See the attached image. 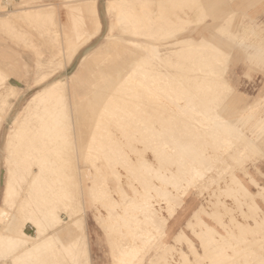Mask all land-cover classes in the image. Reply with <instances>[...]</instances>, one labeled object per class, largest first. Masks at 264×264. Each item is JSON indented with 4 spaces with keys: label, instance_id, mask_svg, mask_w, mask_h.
Wrapping results in <instances>:
<instances>
[{
    "label": "rangeland",
    "instance_id": "374dc122",
    "mask_svg": "<svg viewBox=\"0 0 264 264\" xmlns=\"http://www.w3.org/2000/svg\"><path fill=\"white\" fill-rule=\"evenodd\" d=\"M16 1L23 2L27 7L28 6L32 7V6H36V5H39V6L42 5L43 6L44 4L45 5L49 4V5H52V8H54V6H55L56 8H54V9L51 8V10H55L56 9V10H58L57 12H59V14L57 15V12H54L53 16H52V13H51L50 9H47V10H43L42 9L43 12L44 11H48V13H49V11H50V13H49L50 15L49 16H51V17H48V20L51 18L52 21H53L52 22L51 20H49L48 21L49 23L47 22V24H44V25H47V27H50V29H48V31L49 30L50 31L49 32L47 31L48 32L47 36L50 37L49 40H48V38L45 36L46 33L45 34L43 33L41 35L39 34V32L42 33L43 31H46V29H44L43 23H46L47 17H45V16H47L48 14L42 16V13L40 12L39 14H41V15H37L38 17L36 16L39 19V20H36V21L40 22V25H39L40 28H38V31H39V29L41 31L38 32L35 29V28L38 27L37 24L39 23V22L37 23L35 21L34 18H36V17H32L33 21H30V20H32V19H30L31 17L27 16L29 18V22H33L34 25H37L36 27H34V25L32 23H30V25L31 24L33 25L32 27H30L28 25L29 22L26 21V20H28V18L26 20H23L24 17L26 18V15H28V12L26 14L25 13L22 14V17L24 15L23 18L21 16H20V18H14L13 16L11 17L10 16V14H11L10 10L13 9L12 4H9L8 7L4 8V7H2V5L5 4V0H0V69L3 70L5 73L11 74V76L14 77L16 80H21L22 82L25 83V89L23 90V94H20L21 98L19 100H17V101L13 100V102H15V104L13 106V109L11 111H9L10 112L9 115H8L9 117L6 116L7 115L6 114V110L5 111H0V125H3L2 126V130H1L2 131L1 132V138H0V203H1V199H2V193H3V186L1 184L2 183L1 178H3V173H4L3 172V161H2V155H3L2 149H3V143H4L5 136H6V132H7L8 128H9V126L11 124V121H12L13 117L15 116V114L21 109V107H23V105L27 102L29 97L37 89H39L41 87V85H37L36 84L37 81L39 80L40 76L43 75L44 73H47V74L56 73V76L54 78H62V79L66 78V79H68L71 75L77 73L79 75V79L76 81V83H77V85L80 84V86H81V83H78V81L79 82H80V80L83 81L84 76L86 74L90 73V71L93 68V65L95 63L94 54H91V56L87 59V61H85L86 63L84 62L83 64H82V58L85 56L86 53H88V52H92L93 53L98 48L100 43L104 40V38L106 36V33L109 30V27H110L111 24H115L114 31L116 33H119V31H120L119 26L117 27L116 21L114 20V15L113 14H109V12L107 11V3H108L109 0H97L98 8H99L101 19H102V23H103L102 28L100 29L97 37L93 38L86 45H84L81 48V50L79 51V53L76 56L75 60L70 65H68L65 69L62 70L61 65H63V62H61V61L63 59H65V55L64 54H66V52H68V49L70 48V46L69 45L67 46V44L70 43V45H71L73 39H75L77 37V35L80 33L79 29H78V33L76 31L77 30L76 28L78 27V25L80 26V25H83V24L86 23V25H83V27L82 26L79 27V28H82L80 30H82L83 32L82 31L81 32L83 34H85V37H83L82 39H86L87 37L91 36L96 31V27L92 24V22L90 21V23H91L90 24L88 22L89 20H85L86 16L88 14L90 15V12L87 11L88 12V14H87V12L85 11V10H87L85 4L81 3L80 1H79L80 2L79 4H75L78 0H76V2L74 0H72V1L71 0L70 1L69 0H12L13 3H16ZM63 1L65 2V3H63L65 5H62ZM66 1H68L67 3H69L68 6L70 5L72 7V5H73V9L71 7L67 8ZM207 1L208 0H202V1L201 0H195V1L194 0H186L184 2V0H182V1H179V2H176V3H173L172 6L169 7V12L164 17V19H162L160 21V23L158 24L157 28L159 29L160 32H164V31H167V30L175 32V31L179 30L180 32H177L178 37H185V38L187 37L189 39H191L190 37H193V39H192L193 41H198L200 39H204L205 38V39H207V43H209V45H213L217 49L216 48H212V46L211 47L209 46V48H208V46L193 48L192 50L194 51L195 54H193V55L191 54L192 57H193V60H192V57H190L191 55H189V54H190V51L192 53H193V51L189 49V52H188L189 46H182V45L172 46L171 45L172 46L171 47L170 45L167 46L166 44L165 45L163 44V45L159 46V49L161 50L160 55H162V56L163 55H167V51H168V49L170 47L172 48V49L170 48V52L173 50L174 53L171 52V56L169 55V57L166 59L167 62L165 64H163V62H165L166 60H163L162 64L160 62H158V60H155L157 66L160 65V66H158L159 68L157 67L158 69H160L159 70V74H158V71H157L158 69L156 68V65H155V68L157 70H155L156 71L155 72L156 75H155V78H154L155 86H154V84H153V86H154L156 91L154 90L155 91V93H154V91L148 92V91L144 90L143 92H141L142 93L141 95H137L136 94L137 96L134 98L135 99L134 101L136 102L137 105H136V108L134 109V111H135L134 114H132V116L134 118L132 116H129L130 118L127 117L128 118L127 120H129V121L127 122V120L125 119L123 121L124 124L122 125V127H120V126L117 127V126L113 125V127L111 129H109L110 131H108V130H105V131L99 130V132L100 131L101 132L100 133L98 132V134H97V130L98 129L92 130V127L89 124L86 125V124L83 123L85 121V119L81 117L80 109L78 110V109H75V108L74 109L71 108L74 111L76 110L75 112L74 111L72 112V110L69 107L71 103H69L70 101H68L69 100L68 98H67L68 100L66 99V101H64L62 103L63 104L62 105L63 109H61V110L62 111L66 110V112H68V118L66 119V121H63L62 124H58V125H55L53 127H50V129H49V127H47L45 125L42 126L41 123H39V122L35 123V124H32V125H28V128H26V126H25L24 132L22 133V135H24L22 144H16V146H14V149H13L14 154H16V156L15 155L12 156L13 159L10 162V167L12 168L11 170L15 171L18 174L19 177L22 176L23 180L26 182L27 179L28 180L30 179L29 175H28L29 174V169H30V166L32 164L31 162H34L35 159H38L40 161H42V160L44 161L47 158L46 164H48V162H49V164L51 166H53L54 163L52 161L55 160V157L56 158L60 157V162H61L60 163V167L62 168L61 172L57 173L56 175L54 174V172H51V175L54 176V178H52V179H57V183L58 184L53 182V181H51V184L52 185L56 184V187H52V188L51 187L50 188L47 187L45 189V192L43 191V193L45 195V198H46V203H47L46 206H45V209H49V208L54 209L53 210V216H59L60 219H61L60 220L61 222L58 225V227L60 226L61 229L59 227V230L57 231L58 233H56V235L54 237L55 240L53 241L57 245L56 254L54 252L53 257H52L49 251H47V253H46L48 256H50L51 258L55 259L57 264L66 263V261H64V260L61 261L60 260V258L63 257L64 255H68L69 260H70L69 264H71V263L72 264H76V263L78 264V262H79V264H89L88 249H87L88 248V240H87V234H86V230L87 229L85 230V228L87 227V223L88 222H93V221L96 222L98 224V226H100L102 228V232L104 233V237L106 238L105 243H106V247H107V252H108V254L110 253V256H112L113 264H150V261L152 259H155V257H157L158 260H156L154 264H173L175 261H177V262L179 261V257L180 256L178 255V253L176 251H173V250H169L171 252L168 251V253H163V254H159V255L155 256L157 249L160 248V247H164L165 246V244H163V242L166 241V237L168 236L167 233H166V230H165V225H163L161 223L154 224V225H148V224L141 223V222L137 223L135 219L138 220L140 218V215H138L137 218H135V219H133V218L129 219V218H127L125 216V215H127L128 212L124 211L121 207H118V206L112 207V212H111V215L109 216V218L113 217L112 221L101 222L100 220H98L100 218L101 213L107 214L108 208L106 206H108V205L104 206L103 204H108L107 201H109L110 199L111 200L117 199L120 202L123 200V198H125L124 200L127 199L126 201H128V200L130 201L132 199V197L134 196V193H133L132 190H130L131 188H130V186L128 184L131 183V182L133 183V181H134L135 186L138 189L137 195L139 196V198L142 195H144V196L145 195L153 196L154 204H157L156 205L157 207L166 206V200L164 198V197H166V194H165V191H163L164 188L159 185V180L157 178V173H158L157 170H159V167L166 166L167 163H169L170 161L174 160V157H176V155H174L170 151L171 150L170 147H171L172 144H173L172 146H174V144L177 143V142H180V144H183V147L185 146L184 147L185 149H186V147H188V148L191 147L192 148L191 153L188 154V157L186 156L187 159L184 157L185 158L184 160L187 161V160L192 159L196 152L202 151V149H203V151H205V153L202 151L204 153L203 156L204 155L205 156L203 157L204 163L202 165H203V167L208 166V165L212 166V169H213L212 172L209 173L207 175V177L203 181L198 182L196 185L190 187L188 201L189 202L191 201L194 204L193 206H198V205H201V204H204V205L207 206V205L210 204L211 201H216L217 199H220V201L225 202L231 209L234 210L235 217L238 220L243 221V222L245 221V218L243 219V216L241 215V211L239 212V210H238V209H240L239 208L240 202H238L239 201L238 199H242V197H240L239 195L235 196L234 194H232L233 192H229L226 189H225L226 191H224V187H225L226 182L231 180V178H232V176L234 174H236L248 186L249 190L251 192H253V193L254 192L257 193L259 188H258V186L253 184V182L251 181L252 179L257 181V183H259L261 185H264V145H263L264 144L263 143L264 142L263 141V139H264V137H263L264 136V131H263L264 130V126H263L264 125V121H263L264 120V38H263L264 37V0H260V1L258 0L259 2L257 0H212V2H211V0H209L210 3H209V1L207 3ZM252 1H254V2H252ZM249 2H251V3H249ZM55 3H58V4H55ZM180 3H182L183 5L180 4ZM200 3L202 4V6L200 5ZM75 5L81 6L82 8L81 7L79 8V10L80 9L81 10L80 11L78 10V12H77L76 9H78V7H76ZM192 5H193V7H192ZM57 6L59 7V9H58ZM64 6H66V7H64ZM83 6H85V7H83ZM74 7L76 8L75 9L76 12L74 13L72 11L73 12L72 16L73 15L74 16L77 15L79 12H80L79 14H82V15H79V17H80L79 19L77 18L78 16H75V17L73 16V18L76 21L73 20L72 17L67 19V16L69 17V14H71V13L70 12L66 13V8H67V11H68V9H70V8L72 10H74ZM230 10H231V12H229V15H232L231 17H233V16L235 17L236 16L235 18L233 17V19L229 15H227L228 11H230ZM81 11H83V12H81ZM233 13H235V14L233 15ZM241 13H242V15H241ZM89 15L87 17H89ZM61 16H62V18H61ZM84 16H85V18H84ZM7 17L8 18L10 17V18L8 19ZM76 18L78 20H80V19L82 20V18H83V20H82L83 22L81 21L83 24H81V23L79 24L78 20ZM200 18L202 20H199ZM13 19L14 20L16 19V20L14 21ZM17 19H18V21H17ZM20 19H22V21H26V22H24V24H22L21 23L22 21ZM227 19L230 20L229 22L232 21V23H229L227 21ZM8 20L9 21L12 20V22H16L17 21L15 23V25L17 23L18 24L20 23V24H19V26L18 25H16V26L13 25L12 26V24H14V23L9 22ZM68 20L69 21L72 20L73 25L76 23V25H77V27L75 26L76 30L74 28H69L71 26L69 25L70 23H69ZM186 20H192L193 24L192 25H188L187 23H184ZM61 22L64 23L63 27L60 24ZM67 22H68V24H67ZM209 22H211L212 24L209 23ZM26 23H28V24H26ZM87 23H89V24L87 25ZM183 23H184V25H183ZM196 23H198V24H196ZM220 23H222V24H220ZM48 24H49V26H48ZM65 24L69 26V27L67 26L68 28L66 27L67 32H68V29H71L69 31H72V33L74 32L73 35H72L71 32L67 33V35L71 34V36L70 35H68V36L66 35V31L64 30L65 29L64 28ZM239 24H241V26H239ZM24 25L26 26L27 29H25V28L22 29V27H24ZM73 25H72V27H74ZM227 25L230 26V27H228ZM85 26L86 27L88 26V27L84 29ZM162 26H163V28H162ZM178 26H180V27H178ZM4 27H6V28H4ZM18 27L20 29H18ZM33 27H34V29H33ZM42 27H43L44 30L42 29ZM164 27H166V28H164ZM176 27H178L180 29H177ZM221 27L222 28L224 27V28L222 29ZM181 28L183 29L184 32L182 31ZM21 29H22V32L25 31L24 34L21 32ZM59 29H61L63 31V32H61V30H60V32H61L60 34L63 35V39L59 36L60 35L59 32H57V31H59ZM86 29L87 30L88 29L89 30L92 29V30L91 31H89V30L86 31ZM193 29H194V31H193ZM219 29H221V31ZM238 29H240V31ZM12 30H13V32H12ZM215 30H217V31H215ZM227 30H229L230 32L227 31ZM219 31H220L221 35H218ZM10 32H11V34H10ZM20 32H21L22 35L20 34ZM221 32H224V34L221 33ZM35 33H37L38 36ZM63 33H65V34H63ZM75 33H77V34H75ZM82 33H80V34H82ZM233 33H235L236 35L235 34L233 35ZM55 34L57 35V37L59 36L58 40H57V37H55ZM227 34H229L228 37H227ZM26 35H27V37H26ZM64 35H66V36H64ZM28 36L29 37L31 36V37L28 38ZM69 36H70V38H69ZM200 36H203V37H200ZM223 36H225V37H223ZM39 37L41 38V41H43V42L40 41ZM42 37H46V38L43 39ZM64 37H66V38L68 37L71 40V42H68V41H70L68 38H67L68 40L65 41L66 38H64ZM232 37L233 38L235 37L234 40H233ZM23 38H25V39H23ZM32 38H34V39H38L39 38V39L38 40H34ZM60 38H61L62 43L60 41ZM224 38H226V40ZM227 38H228V40H227ZM219 39H220V42L222 41L221 45H219V42H218ZM223 39H224V41L226 43L223 41ZM28 40H29V42H27ZM44 40H46V41H44ZM208 40H209V42H208ZM214 40L215 41L218 40V41H216L217 43ZM32 41H38V43L39 42L40 43L38 44L36 42L37 45H35V42L33 43ZM47 41L50 44L49 46L47 45L48 44ZM156 41L158 43H160L158 40H156ZM227 41L228 42L232 41V42L228 43ZM56 42L59 43V44L61 43V44L59 45ZM41 43H45V44H42V45H44V46L46 45L48 48L45 46L44 50H43V47L40 45ZM55 43L57 45H55ZM33 45H35V46H33ZM54 45L56 46V48L58 46L60 47V48H57L58 50L61 51L62 49L66 48V51H64V53H63V51L62 52L57 51L56 48L53 47ZM232 45H233V47H232ZM179 46H180V48H179ZM181 46L183 47V49H182ZM53 48H55V49H53ZM45 49H47L46 53H47V51L49 52L50 49H51V51L53 49V52L55 51L53 53V55L56 53L57 56H55V55L54 56L58 57L56 59H58V60L60 59L59 60L60 62L55 63V61H58V60L54 59L55 57L53 58V56H52V58L55 61H52L53 59L50 58V56L52 55V52L51 51L49 52L51 55L48 54V53L44 54L45 52L43 53V51H45ZM180 49L184 50L185 52H186V49H187V53L184 54L183 51H181ZM177 51H178V53L182 52L183 55L186 56V54H187L188 56H186V57H184L183 55L180 56L182 53L178 54V53H176ZM261 51H262V53L260 54ZM57 53H59L61 55H59ZM172 53L176 54L174 56V58H176L175 61L176 60L177 61L180 60L179 64L177 62H174V64L177 63L175 65L176 67L174 66L173 62H171V64H173V65L168 63V62L171 61L169 59L173 58L172 57L173 56ZM207 53L209 54L208 56H207ZM211 53H212V55H211ZM177 54L180 57V59H178L179 57L177 56ZM197 54L200 55V56L198 57ZM202 54H204L205 58L202 57L203 56ZM194 56L196 58H194ZM262 57H263V59H262ZM174 58H173V61H174ZM183 58L186 59L187 64H189V66H187V64H185L186 61H184L185 59H183ZM207 58H209L210 60H208ZM181 61H183L182 62L183 64L181 63ZM196 61H198V63ZM167 63L172 66L173 70L174 69L175 70L174 71L171 70V68H170L171 66H169ZM3 64H4V66H3ZM193 64H195L197 67L196 66L192 67ZM203 64L205 66H203ZM161 65H164V66L166 65L167 67L166 68L163 67V69H162ZM177 65H179V67ZM180 65L182 67H180ZM208 65H210V66H208ZM219 65H220V67H217ZM10 66H12V67H10ZM50 66H52V67H50ZM183 66L186 67V70L184 69L185 71H188L187 69L191 67L189 69V71L191 70L190 74L193 73L192 76H195L194 74H196V73L198 74L196 77L198 78L199 85L201 84V81H206V83L202 82L201 90H200L201 86H199L198 84L195 83V81H197L196 79H194L195 77H193V79L195 81L193 79H191L192 76L189 74V72H183V71L181 72L180 71L181 73L178 74L179 68H181V70H183ZM112 67H114V65ZM173 67H175V68H173ZM177 67H178V69H177ZM161 69H162V72L165 71L166 73L165 72L162 73ZM166 69L169 70V71L171 70L173 72L177 71L175 75L178 76V78L175 77V75H173V72L171 73V71L169 72ZM160 72L163 74V76H162V74H160ZM200 72L202 73V75L204 74L202 77L200 76L201 75ZM182 73H183V75H186V74L189 75V77H187V76H184V77H186V79H188L189 81L190 80L194 81L193 82L194 86L197 85V87H198V88L196 87V89H194L195 87L193 85H192L193 86L192 87L191 84H190V83H192V81L189 83V81L187 80L188 84H190L191 87L187 85L188 86L187 87L188 91L186 89H184L185 91L183 92V95H182V91L183 90L180 93V91L177 89V88H179L177 86L179 84H177V83L180 81L179 79H181V78H179V76L181 75L183 77ZM164 74H166V75L169 74V76L171 75L173 77V80L175 79L174 81L172 80V82H174V84L176 82V85H173L172 82H171L172 84L170 83V85H169V81H171V79H170L171 76L168 78V76H166ZM157 75H159V76L157 77ZM161 76H162V78L160 79ZM198 76L201 77V80H199L200 77H198ZM164 77H165V81L163 80ZM167 78L170 79V80H168ZM207 78H209V79H207ZM215 79H217V80H215ZM162 81H164L165 83L162 82ZM147 82H148L147 85L149 84V86H151V88H152L153 86H152L151 83H149V80ZM162 84L166 85L167 87L166 86L163 87ZM226 84H229V85H226ZM2 86H3V84L0 87H2ZM175 86H177L176 87L177 91L173 90V88L175 89ZM203 86H204V89L206 91L203 89ZM207 86H209L210 88L207 87ZM215 86H217L220 89H218ZM171 87H173L172 88L173 92L170 91ZM225 87H227V88L225 89ZM166 88H167V90H169L168 92L165 91ZM191 88H192L193 92L191 91ZM215 88H217V89L215 90ZM159 89H161V90H159ZM198 89L200 90V93L202 94V96L198 92L199 91ZM202 90L204 92H201ZM219 90H221V91H219ZM159 91H165V93L164 92L160 93ZM194 91H196V93H194ZM208 91H209V94L211 92L210 95L207 94ZM176 92H179L180 94L176 93ZM185 92L186 93L188 92L187 93V98L185 97L186 96ZM189 92L192 93L193 95L190 94ZM219 92L220 93L222 92L223 94L221 93V95H220ZM145 94H148V95H145ZM172 94H174V95H172ZM177 94H178V96H177ZM188 94L191 95L192 98L189 97ZM195 94H198V95L196 96ZM203 94L205 95V97L203 96ZM168 95H170L171 101H170V98H168L169 97ZM206 96H209V98L211 96L210 100L212 99L211 101L213 102V104H214L213 99L215 100V102H217L219 100L218 102H221V103H218V102L216 103V105H218L219 108L215 104L213 105L210 100H207V102L205 103L206 100H204V99H206ZM221 96H222L221 100H223V101L220 100ZM175 98H177L179 100L178 101L176 99L177 103H179V102L184 103V101L186 102V100L188 102V99L192 100L194 98L193 102L189 100V103L192 102L193 105H196L197 103L199 104L198 100H200V102H201L200 104H201V106H203L204 111L201 110L202 107L200 106V104H199V106L197 105L198 109H196V107L193 106L190 103L191 106L194 107V110H191V113L189 111V117L187 116V119H183L182 120V118L180 116L175 115L176 112L174 110L176 109V104H177L175 102V100H174ZM196 98H197V101H196L197 103L195 102ZM258 98H261L258 104L254 105V106H248L249 103L253 102L255 99H258ZM181 99H183V100H181ZM141 101H142V103L139 105V103ZM194 102H195V104H194ZM68 103H69V105H68ZM207 103H211V104H207ZM212 105L215 106V107L213 108ZM206 106H207V108H206ZM211 106H212V108H211ZM149 107H151V108H149ZM222 107H223V109L221 111ZM208 108L211 111L208 110ZM69 109L71 110L72 113L70 112ZM166 109H169V111L166 110ZM172 109H174V110L172 111ZM167 111H168V113H167ZM198 111H201V112H198ZM202 111L203 112H205V111L209 112L210 111V112L209 113L206 112V114H204ZM136 112L137 113L139 112V115ZM196 112L198 114H196ZM213 112L215 114H213ZM72 114H73V116H71ZM207 114H209V116H206ZM210 114H211V116H210ZM219 114H220V116L218 118ZM135 115H136V117H135ZM204 115L206 116L205 118H204ZM215 115H217V117ZM167 116H170V117L168 118ZM212 116H215V118L213 119ZM202 117L206 121H204ZM174 118H175V120H174ZM198 118L202 119V121L205 123V125H201L203 127H201V126H197L196 127L194 125V121L198 120ZM217 118H218V120H217ZM190 119H191V123H192L193 126L190 123ZM223 119L225 120V122H223L224 121ZM180 120H182V121H180ZM214 120H217L215 122H219L220 121L222 126H220V128L216 127V125L213 124V123H215ZM147 121H149V122H147ZM227 121L229 123L230 122L231 123L230 124H224L226 126L223 127V123H228ZM87 122H89V121L87 120ZM70 124L71 125L73 124L74 126L72 125V127H71ZM157 124L158 125L160 124L159 125L160 127ZM231 124H233V125H231ZM11 125H13V124H11ZM144 125H146V126L144 127ZM212 125L215 126V127H213ZM87 126H89V127H87ZM124 126H126V127H124ZM151 126H152V129L150 128ZM167 126H169V127H167ZM232 126L234 128L237 127L236 130L233 129ZM200 127H201V129H200ZM208 127H210L209 129L211 131L208 129ZM221 127H223L222 131H221ZM226 127H229L228 128L229 130H227ZM73 128H74V130H73ZM75 128H77V129H75ZM32 129H34V130H32ZM146 129H148V130H146ZM167 129H169V130H167ZM205 129L207 131H205ZM215 129H217V130H215ZM225 129L228 131V133L225 132ZM230 129H232V130L230 131ZM72 130H73V132H72ZM130 130L131 131L133 130V132L135 134H133V132H131ZM160 130H161V132H160ZM173 130H175V131H173ZM188 130H189V132H188ZM212 130H213L214 133L212 132ZM112 131H114V132H112ZM137 131L139 133L140 132H142V133L139 134ZM217 131H219V132H217ZM67 132H69V133H67ZM95 132H96V136L94 137L92 134L93 133L95 134ZM164 132L167 133L168 136ZM195 132H197V133L195 134ZM203 132H206L207 134L203 133ZM151 133H152V135H154V137L151 135ZM189 133H190V135H189ZM212 133L215 134V136ZM147 134H149V135H147ZM201 134H204V136L200 137ZM109 135H111V137ZM133 135L136 138L132 140L131 137H133ZM136 135H138V136H136ZM245 135H246V137H245ZM47 136H50V137L52 136L53 139L47 141V140H45V138ZM99 136L100 137L102 136V137L100 138ZM115 136L116 137L118 136L123 142H125V143L121 144L123 147L120 144H116L118 140H117V138L115 139ZM128 136H129V138H128ZM172 136H174V137H172ZM189 136H191V137H189ZM146 137H148V138H146ZM192 137H194V138L192 139ZM198 137H199V139H198ZM238 137H240V138H238ZM241 137L245 138V140H243ZM111 138H112V140H111ZM166 138H168V139H166ZM171 138H172L171 141H174V140L175 141L171 142L169 140ZM195 138H196V140H195ZM208 138H209V140H208ZM72 139H73V141H72ZM145 139H147V140H145ZM162 139L163 140L165 139V140L163 141ZM44 140L49 143L48 144L46 142V144L48 146L44 143L45 142ZM143 140H144V142H143ZM240 140H241V142H240ZM259 140H261L262 144L259 143L260 142ZM27 141L30 143L29 145H28ZM162 141H163V143H162ZM219 141H223V142H219ZM224 141H225V143H224ZM131 142H132V144H131L132 146L130 145ZM133 142H134V144H133ZM166 142L168 143L167 145L165 144ZM188 142H190V143H188ZM230 142H232L233 144L230 143ZM237 142L240 143V144H236ZM251 142H252V144L254 143L253 145H255V146H253L251 144ZM35 143H36V145H35ZM153 143L155 145H153ZM208 143L211 146H213V148L210 145H208ZM125 144L127 146H125ZM221 144H223V146ZM227 144H228V147L227 146L225 147V145H227ZM40 145H42V146H40ZM133 145H135V146L137 145L136 148ZM205 145L206 146L208 145V146L206 147ZM162 146H165V148L162 147ZM256 146H258V148ZM45 147H47V148H45ZM120 147L124 148L125 151H127L129 153V155H130V157L132 159H135L136 158V154L139 155V153H140L141 157L143 156L147 160L151 161L153 163V166L155 167L154 170H153V173H151V175H150L149 173L143 172V170L140 169V170H138V172H136L137 175H136V173L132 174L133 172L131 170H128V166H127V163H128L127 161L130 160V157L125 155V154L121 155L122 157H119L118 150L120 149ZM204 147H205V149H204ZM253 147H254V149H253ZM259 147H260V149H259ZM261 147H263V149ZM162 148H164L163 151H161ZM188 148H187V150L190 151ZM54 149H55V151H54ZM217 149H219V150H217ZM257 149H259L260 151L257 150ZM23 150H25V151H23ZM92 150L95 151V152H93ZM133 150H136L137 153L134 152ZM96 151L98 153H96ZM105 151H106V153L108 155L105 153ZM145 151H146V153H144ZM251 151H252V153H251ZM46 152H47V155H46ZM111 152H112V154H111ZM254 152H255V154H254ZM57 153H60V154L57 155ZM50 154H51V156L54 155V157L52 156L50 158ZM154 154H155V156H153ZM209 154H210V156H209ZM228 154H229V156H228ZM241 154H242V157H241ZM243 154H246L247 156L244 155L245 156L244 157ZM164 155L165 156H170V157L166 158ZM220 155H221V157H220ZM237 155H239V156L237 157ZM248 155H249V157H248ZM87 156H89V159L87 158ZM105 156H107L108 159H104ZM240 158L242 159V161H240ZM86 159H88V160H86ZM160 159H161V161H160ZM235 159H237V160H235ZM19 160H20V162H19ZM65 160H66V162H65ZM223 160H225V161H223ZM12 161H13V163H12ZM76 161H77V163L79 162L78 164L76 163L78 166H76V164H75ZM85 161H87V163L90 165V169L92 171L91 177H93L95 179L96 187H94V189H91V187H90V185H92L93 181L90 178H88V177L85 178V175H84V168L82 167V165L84 164ZM215 161H217V162H215ZM236 161H238V162H236ZM114 162H116V163H114ZM91 165H93V166H91ZM97 165L100 167V168H98L99 171H97L98 170L97 169V167H98ZM113 165H114V167H113ZM158 165H159V167H157ZM242 166H244V167H242ZM19 167H20V169H19ZM156 167H157V170H155ZM213 167H215L217 170L215 168H213ZM77 169H78V173H77ZM79 169H81V170H79ZM101 170H103V171H101ZM241 170H243V171H241ZM214 171H216V172H214ZM69 172H71V173H69ZM75 172L77 174L81 173L80 174L81 176L77 175ZM118 172L121 173V176H120L121 185H119V182H118L119 178L117 179ZM139 172H141V173H139ZM230 172H233V174L232 173L230 174ZM102 173H104L102 176H103V178L105 176L104 179L107 180V183H106V181L104 179H102V176H101ZM219 173H220V175H219ZM244 173H245V175H244ZM115 174H116V178H115ZM122 174H124V175L122 176ZM138 175L140 176V178H139ZM144 175H145V178H144ZM57 176H58V178H57ZM60 176H61V178H60ZM127 176H129V178H127ZM136 176H137V178H136ZM22 177H21V179H22ZM71 177H72V179H71ZM76 178H78L77 180H79L80 178H83V180L80 179L79 182H80L81 186L78 187L79 190H81V191H79L77 189V187H76L79 184V182H76L77 180L74 181ZM138 178H139V180H138ZM127 179H128V182H126ZM86 180H87V182H86ZM129 180H131V181L129 182ZM147 180H148V182H147ZM213 180H214V182H213ZM223 180L225 182H222ZM75 182H76V185H75ZM150 182H151V184H152V182L154 184H158L159 187L158 188L155 187L153 189L149 188L148 186H149ZM70 184H73V186L75 185L74 186L75 188L72 187V189H73L72 190V193H73L72 196H70V194L67 195L68 189L71 188ZM210 185H212V186H210ZM118 186L123 187V190H120V189L118 190V188H119ZM126 186H128V188ZM97 187L98 188L100 187L99 188L100 190H98ZM86 188H88V190ZM144 188H146V189H144ZM207 188H208V190H207ZM74 189H75V191H74ZM104 189H106V190H104ZM218 189H219V191H218ZM220 189H222V190H220ZM46 191H48V192H46ZM54 192H55L56 195L54 194ZM105 192H107L106 195H105ZM141 192H143V194ZM200 192H202L203 194L200 193ZM211 192L214 193V194H212ZM50 193H52V194H50ZM100 194H102V195L100 196ZM107 194H109V196ZM221 194H222V196H221ZM230 194H231V196H230ZM62 195H63V197H62ZM65 195H67V196H65ZM50 196H52V197H50ZM102 196H104V198ZM128 197L129 198L131 197V198L129 199ZM236 198H238V199H236ZM19 199L20 198H17V200H15L14 203L11 201V205H8V207L9 208L11 207L10 209H12V210L14 208H17V207L19 208V206L17 205ZM208 199H209V201H208ZM81 200H82V202H80ZM94 200H96V201H94ZM234 200L237 202V204L235 203ZM97 201H98V204H97ZM99 202H100V204H99ZM257 202L264 209V203H263L264 201L261 200V199H257ZM236 205L238 206L237 208H236ZM54 206L56 207L57 210L55 209ZM62 206H64V208ZM55 211H57V213ZM182 211L183 210H180L179 215L182 213ZM58 213H59V215H58ZM69 216H71L73 220L71 219V217L69 218ZM115 216H119L120 219L114 220ZM205 219L210 224L215 225L216 228L220 232L225 234V231H227L226 228L222 229L223 227L218 226L217 223L215 224V222H214L215 220H211L208 217H205ZM81 220L83 221V223H82ZM127 220L130 221V222H128ZM71 221H73V222H71ZM247 221H248L249 225L247 224L246 227H248V228H245L244 230H248V229H251V231L253 230L252 232H250L251 233L250 234L251 235V240L258 237L256 235L257 233H259V236H261V235L263 236L264 235L263 234L264 233V223L259 225V223L256 222V221H258V218H251V219L248 218ZM223 222H225V223L229 222V216H227V215L224 216L223 217ZM30 223H32V224H30ZM30 223H29V227H30L29 231H30V233L35 232L34 231L35 230L34 229V227H35L34 225L35 224L33 223V221H31ZM228 226L229 227H227V228L232 229L233 231L237 230L236 227L232 226L231 224H229ZM183 229L186 231V233L188 235L193 237L189 230H187L186 228H183ZM146 230L151 231V232H149V234L151 233L150 235L153 238L151 243H147L146 239L143 238V237H145L146 233L148 232ZM58 237L60 239H58ZM260 240L252 242L250 245L246 246L243 251L238 252L239 253L238 254L239 258L237 257V260L235 258V260H236L235 264H239L241 261H244V259L246 261L248 259L249 261L253 262L252 264H257L258 263V259H260L264 255L263 254L264 253V241H263L264 239H262V237H261ZM66 242H67V244H66ZM135 242H136V244H135ZM133 245H138V247L140 248L139 255L134 256L133 254H128L127 251L130 250L133 247ZM255 245H256V247H255ZM257 245H260V247L258 248ZM182 246H183V248H186L184 245H182ZM66 247H67V249H66ZM249 247L251 248L250 250H248ZM0 248H1V250H0V252H1L5 247L3 246V247H0ZM7 249H10V248H6V250ZM3 251L5 253V249ZM229 251H232V250H229ZM256 251H258V252H256ZM6 252H9V250L6 251ZM252 252H254V253H252ZM7 254H4L6 256H3L2 259L0 258V264H4V263L6 264L7 263V259L6 258L8 256H11L13 253L12 254L11 253L10 254L7 253ZM1 256H2V254L0 253V257ZM244 256L247 259L244 258ZM249 258H251V259H249ZM42 259L43 258H41L38 262L41 263ZM225 260H227V259H225ZM38 262H36V263L39 264Z\"/></svg>",
    "mask_w": 264,
    "mask_h": 264
},
{
    "label": "bare ground",
    "instance_id": "6f19581e",
    "mask_svg": "<svg viewBox=\"0 0 264 264\" xmlns=\"http://www.w3.org/2000/svg\"><path fill=\"white\" fill-rule=\"evenodd\" d=\"M5 0V4L2 5V7H8L9 4H12L13 6V9L10 10V16L14 17V18H20V16L22 17V14H26L28 12V15H26V18L24 17L23 20H26L29 16L31 17L30 19H32V17H36L37 15H41L39 14L40 12L42 13V16L43 15H47L45 17H47L46 19V23H43L44 24H47V22L49 20L52 21V19L50 18L48 20V17H51L49 16L50 14V11L48 13V11H44L43 10H47V9H50L52 8V5H36V6H26L23 2H19V1H16V3H13L12 0ZM70 1V0H69ZM72 1V0H71ZM76 2V0H74ZM81 3H84L87 10H85L86 12H90V15L89 17L84 16L85 20H89L88 22L90 23V21L92 22V24L96 27V31L89 37H87L86 39H82L83 37H85V34H83L82 28H79L80 26L83 27V25H86L83 24L82 20H78L80 17L79 15H82V14H77L75 16H78L76 19L78 20V23L80 24H83V25H76V23L73 25V22L72 20H68L69 21V25L71 27H69L68 25L65 24L64 26V30L66 31V35L67 33L71 32L72 31H69L71 29H68V32H67V29L66 27L68 26L69 28H74L75 29V26L77 27L75 30L77 31L78 33V29H79V32L82 33V34H78L77 37L75 39H73L71 45L70 43L68 42H71V40L69 39L71 34H68L70 35L69 36V40L66 44L67 46L69 45L70 48L68 49V52H66L65 55V59H63L61 62H63V65H61V68L62 70L65 69L68 65H70L76 58V56L78 55L79 51L81 50V48L86 45L89 41H91L93 38L97 37L100 29L102 28V19H101V15H100V11H99V8H98V4H97V0H78L75 4H79L80 2ZM179 1H182V0H109L108 3H107V11L109 12V14H113L114 15V20L116 21V25L117 27L119 26L120 28V31L119 33H116L114 31L115 29V24H111L110 27H109V30L107 31L106 33V36L104 38V40L100 43V45L98 46V48L92 53V52H88L85 54V56L82 58V64L87 61V59L91 56V54H94V65H93V68L91 69L90 73L89 74H86L84 76V79L83 81L80 80V82L78 81V83H81V86L80 84L77 85L76 81L79 79V75L77 73L71 75L68 79H62V78H54L56 76V73H50V74H47V73H44L43 75L40 76L39 80L37 81V85H41V87L39 89H37L30 97L29 99L27 100V102L23 105V107H21V109L15 114V116L13 117L12 121H11V125L9 126L7 132H6V136H5V139H4V143H3V149H2V152H3V155H2V161H3V178H1V181H2V186H3V193H2V199H1V203H0V247H5V253H4V249L0 252L2 254V256L0 257L2 259L3 256H6L4 254H7V253H13L14 256L12 257V261H13V264H34L36 262H38L41 258H43L42 256H44L47 251L50 252L51 256L53 257V254L55 252L56 254V251H57V245L56 243H54L53 241L55 240L54 237L56 235V233H58L57 231L59 230V223L61 222L60 220V217L59 216H53V210L52 208H49V209H45V206H46V198H45V195L43 193V191L45 192V189L48 187V188H52V187H56V184H51V181L57 183V179H52L54 178L53 175H51V172H54V174L56 175L57 173L61 172V167H60V157H55V160L52 161L54 164L53 166H51L48 162V164H46V160L47 158L43 161H40L38 159H35L34 162H31V166H30V169H29V180L27 179V181L25 182L23 180V177L21 179V177L18 176V174L11 170L12 168L10 167V162L11 160L13 159L12 156L16 154H14V146H16V144H22L23 142V136L22 133L24 132V128L26 126V128H28V125H32V124H35V123H41V125H45L47 127H53L55 125H58V124H62L63 121H66V119L68 118V112L65 111H62L61 109L62 108V103L64 101H66V99L68 101H70L69 103L70 104V109H80V115L82 118L85 119V121L83 122L84 124H89L91 127H92V130L94 129H98L97 130V134L99 132V130L101 131H105V130H108L110 131L109 129H111L114 126H117V127H122V125L124 124V120L128 119L127 117L129 116H132V114H134V109L136 108V102L134 101L135 97L137 95H141L144 90L145 91H148V92H152L155 90L154 86H155V81H154V78H155V70H157L160 66L156 64V61L155 60H158V62H160L162 64L163 60H166L169 55L171 56V52L174 53V51L172 50L170 52V48L172 46H175V45H182V46H189L188 48V52H189V49L192 50L193 48H196V47H206L209 46L212 48H216L215 46L213 45H209V43H207V39H200L198 41H193V37H190L191 39L189 38H185V37H178V34L177 32H180L179 30L178 31H175V32H172V31H164V32H160L159 29L157 28L158 27V24L160 23V21L162 19H164V17L167 15V13L169 12V7L172 6L173 3H176V2H179ZM186 0H184L185 2ZM195 1V0H194ZM202 1V0H201ZM209 1V0H208ZM207 1V3H208ZM258 1V0H257ZM260 1V0H259ZM258 1V2H259ZM68 1H66L67 3ZM212 2V0H211ZM228 2V1H227ZM254 2V1H252ZM65 3L64 1L62 2V5H65L63 4ZM210 3V1H209ZM251 3V2H249ZM55 4H58V3H55ZM61 4V3H60ZM69 3H67V8L68 7H71L70 5L68 6ZM71 4V3H70ZM178 4V3H177ZM182 4V3H180ZM193 4V3H192ZM223 4V3H222ZM229 4V3H228ZM227 4V5H228ZM54 5V4H53ZM183 5V4H182ZM200 5L202 6V4L200 3ZM199 5V6H200ZM64 6V7H66ZM76 7H78V9H76L74 7V10L73 9V5H72V9H68L67 11V8H66V13L70 12L71 14H69V17L67 16V19L69 18H73L72 16V13L78 12L79 8L81 6H78V5H75ZM83 6V7H85ZM186 6V5H185ZM189 6V5H188ZM198 6V5H197ZM58 7V6H57ZM176 7V6H175ZM187 7V6H186ZM191 7V6H190ZM193 7V5H192ZM222 7V6H221ZM228 7V6H227ZM54 8H56L54 6ZM52 8V9H54ZM82 8V7H81ZM173 8V7H172ZM8 9V8H7ZM43 9V10H42ZM59 9V7H58ZM76 9V10H75ZM85 9V8H84ZM232 9V8H231ZM42 10V11H41ZM56 10V9H55ZM51 10V13H52V16H53V13L54 12H57L58 10ZM81 10V9H80ZM79 10V11H80ZM183 10V9H182ZM62 11V10H61ZM73 11V12H72ZM84 11V10H83ZM81 11V12H83ZM205 11V10H204ZM238 11V10H237ZM46 12V13H45ZM210 12V11H209ZM229 12L228 11V14L229 15ZM233 12V11H232ZM44 13V14H43ZM62 13V12H61ZM185 13V12H184ZM59 14V12H57V15ZM232 14V13H231ZM235 13H233L234 15ZM68 15V14H67ZM71 15V16H70ZM185 15V14H184ZM237 15V14H236ZM242 15V13H241ZM28 16V17H27ZM74 16V17H75ZM230 17L232 15H229ZM239 16V15H238ZM22 17V18H23ZM38 17V16H37ZM34 18L35 21L36 20H39L38 18ZM234 17V16H233ZM233 17H231L233 19ZM236 17V16H235ZM234 17V18H235ZM242 17V16H241ZM8 18V17H7ZM10 18V17H9ZM8 18V19H9ZM53 18V17H52ZM60 18V17H59ZM62 18V16H61ZM227 18V17H226ZM229 18V17H228ZM12 19V18H11ZM14 20V19H13ZM16 20V19H15ZM14 20V21H15ZM22 21V19H20ZM19 20V21H20ZM60 20V19H59ZM62 20V19H61ZM73 20H75L73 18ZM199 20H202L201 18ZM9 21V20H8ZM18 21V19H17ZM16 21V22H17ZM29 22V18L28 20H26ZM26 21H22L21 23L24 24V22ZM30 21H33L30 20ZM50 21V22H51ZM63 21V20H62ZM76 21V20H75ZM80 21V22H79ZM82 21V22H81ZM182 21V20H181ZM227 21L229 22L230 20L227 19ZM4 22V21H3ZM11 23H14L12 24L15 25L16 22H12L9 21ZM37 23L39 21H36ZM53 22V21H52ZM87 22V21H86ZM158 22V23H157ZM163 22V21H162ZM183 22V21H182ZM213 22V21H212ZM217 22V21H216ZM7 23V22H6ZM30 23L33 24V22H29L26 23L28 24L30 27H32L33 25ZM35 23V22H34ZM36 23V24H37ZM49 23V22H48ZM72 23V24H71ZM87 23V25L89 24ZM168 23V22H167ZM184 23H187L188 25H192L193 24V21L192 20H186ZM183 23V25H184ZM211 23V22H209ZM229 23H232L229 22ZM9 24V23H8ZM20 24V23H19ZM19 24L17 23L16 25L19 26ZM53 24V23H52ZM51 24V25H52ZM63 27V24L64 23H60ZM68 24V22H67ZM91 24V23H90ZM198 24V23H196ZM208 24V23H207ZM212 24V23H211ZM222 24V23H220ZM227 24V23H226ZM11 25V24H10ZM15 25V26H16ZM38 27L35 28L37 31H38V28H40V22L37 24ZM37 25H34V27H36ZM42 25V26H43ZM72 25L74 27H72ZM174 25V24H173ZM182 25V26H183ZM187 25V26H188ZM46 26V27H45ZM49 26V24H48ZM90 26V25H89ZM205 26V25H204ZM224 26V25H223ZM226 26V25H225ZM228 26V25H227ZM239 26H241V24H239ZM248 26V25H247ZM7 27V26H6ZM4 27V28H6ZM22 27V26H21ZM28 27V26H27ZM33 27V29H34ZM67 27V28H68ZM88 27V26H87ZM86 26L84 27L87 28ZM180 27V26H178ZM176 27L177 29H180ZM190 27V26H189ZM188 27V28H189ZM209 27V26H208ZM230 27V26H228ZM8 28V27H7ZM15 28V27H14ZM26 28V26L24 25V27H22V29ZM163 28V26H162ZM166 28V27H164ZM169 28V27H168ZM167 28V29H168ZM172 28V27H171ZM174 28V27H173ZM184 28V27H183ZM196 28V27H195ZM222 28V27H221ZM224 28V27H223ZM222 28V29H223ZM18 29H20L18 27ZM17 29V30H18ZM22 29H21V32H22ZM31 29V28H30ZM43 29V27H42ZM44 29H46V31H43ZM44 29L42 30L43 32L40 33L39 31H41L39 29V34H45L46 33V37L49 38L47 35H48V29H50V27H47V25H44ZM73 29V30H74ZM83 29V30H84ZM182 29V28H181ZM241 29V28H240ZM240 29H238L240 31ZM14 30V29H13ZM12 30V32H13ZM56 30V29H55ZM59 29V34L61 32H63ZM89 30V29H88ZM86 29V31H88ZM92 30V29H91ZM89 30V31H91ZM170 30V29H169ZM207 30V29H206ZM221 31V29H219ZM230 30V29H229ZM227 30V31H229ZM237 30V31H238ZM19 31V30H18ZM48 31V32H47ZM75 31V32H76ZM82 31V32H81ZM85 31V32H86ZM183 31V29H182ZM194 31V29H193ZM213 31V30H212ZM211 31V32H212ZM217 31V30H215ZM220 31L218 32L219 34L218 35H221L220 34ZM224 31V30H223ZM238 31V32H239ZM20 32V34H21ZM25 32V31H24ZM24 32H22L24 34ZM29 32V31H28ZM37 32V33H38ZM56 32V33H57ZM184 32V31H183ZM230 32V31H229ZM19 33V32H18ZM35 33L37 36L38 34ZM74 33V32H73ZM72 33V35H73ZM75 33V34H77ZM215 33V32H214ZM224 34V32H221ZM228 33V32H227ZM253 33V32H252ZM11 34V32H10ZM33 34V33H32ZM65 34V33H63ZM74 34V35H75ZM180 34V33H179ZM211 34V33H210ZM217 34V33H216ZM222 34V35H223ZM235 33H233L234 35ZM22 35V34H21ZM62 34H60L59 36L63 39V35L61 36ZM64 35V36H66ZM67 35V36H68ZM214 35V34H213ZM226 35V34H225ZM229 34H227V37H228ZM232 35V34H231ZM232 35V36H233ZM236 35V34H235ZM35 36V35H34ZM54 36V35H53ZM52 36V37H53ZM58 36V37H59ZM163 36V37H162ZM216 36V35H215ZM25 37V36H24ZM27 37V35H26ZM31 37V36H30ZM28 36V38H30ZM46 37H42L43 39L46 38ZM55 37H57V35L55 34ZM58 37H57V40H58ZM73 37V36H72ZM162 37V38H161ZM200 37H203V36H200ZM225 37V36H223ZM260 37V36H259ZM40 38V37H39ZM38 38V39H39ZM61 38H60V41H61ZM66 38V37H64ZM65 39V41H67L68 39ZM211 38V37H210ZM214 38V37H213ZM222 38V37H221ZM231 38V37H230ZM233 38V37H232ZM235 38V37H234ZM233 38V40H234ZM264 38V37H263ZM12 39V38H11ZM25 39V38H23ZM34 39V38H32ZM38 39H34V40H38ZM56 39V38H55ZM172 39V40H171ZM212 39V38H211ZM210 39V40H211ZM226 40V38H224ZM223 39V41H224ZM253 39V38H252ZM258 39V38H257ZM156 40H158L160 43H158ZM213 40V39H212ZM228 40V38H227ZM230 40V39H229ZM232 40V41H233ZM245 40V39H244ZM40 41H41V38H40ZM46 41V40H44ZM215 41V40H214ZM218 41V40H216ZM215 41V42H216ZM232 41L228 42V43H231ZM29 42V40L27 41ZM33 43L35 42V45L36 42L38 43V41H32ZM43 42V41H41ZM209 42V40H208ZM212 42V41H211ZM219 45H221L222 41L220 42V39H219ZM225 42V41H224ZM40 43V42H39ZM38 43V44H39ZM48 43V41H47ZM57 43V42H56ZM59 44V43H57ZM62 43V41H61ZM60 43V44H61ZM217 43V42H216ZM226 43V42H225ZM235 43V42H234ZM29 44V43H28ZM42 44H45V43H41L40 45L43 47V50H44V45ZM59 44V45H60ZM65 44V45H66ZM172 45L168 51H167V55H160V52L161 50L159 49V46L161 45ZM214 44V43H213ZM33 45V46H35ZM48 46L50 45L49 43L47 44ZM53 46L56 48V46ZM64 45V44H63ZM225 45V44H224ZM228 45V44H227ZM52 46V45H51ZM181 46V47H182ZM218 46V45H217ZM230 46V45H229ZM47 47V46H46ZM63 47V46H62ZM233 47V45H232ZM48 48V47H47ZM51 48V47H50ZM53 48V49H55ZM57 48H60L59 46ZM56 48L57 51H60ZM180 48V46H179ZM220 48V47H219ZM218 48V49H219ZM229 48V47H228ZM257 48V47H256ZM260 48V47H259ZM42 49V48H41ZM53 49L51 51L52 52V55L47 51L48 54H50V58H53L56 55V53L53 55ZM172 49V48H171ZM174 49V48H173ZM183 49V47H182ZM180 49L181 51H183V53H187V49H186V52L184 50ZM185 49V48H184ZM198 49V48H197ZM217 49V48H216ZM230 49V48H229ZM46 50L43 51L44 54H47L46 53ZM176 50V49H175ZM223 50V49H222ZM231 50V49H230ZM64 53V51H66V48L65 49H62L60 52ZM193 51V50H192ZM196 51V50H195ZM200 51V50H199ZM203 51V50H202ZM208 51V50H207ZM263 51V50H262ZM262 51L260 52V54L262 53ZM59 52V53H60ZM164 52V51H163ZM204 52V51H203ZM57 53V54H59ZM172 53V54H173ZM178 53V51L176 52ZM180 53V52H179ZM178 53V54H179ZM182 53V52H181ZM180 53V54H181ZM183 53L180 55L182 56ZM201 53V52H200ZM214 53V52H213ZM177 54V56H178ZM193 55L195 54L194 51L193 53L190 51V54L189 55ZM206 54V53H205ZM61 55V54H59ZM63 55V54H62ZM176 54H173V58ZM192 55L190 57H192ZM203 58L204 57V54H202ZM209 54L207 53V56ZM212 55V53H211ZM229 55V54H228ZM251 55V54H250ZM184 57L188 56L186 54L183 55ZM197 56L199 57L200 55L197 54ZM261 56V55H260ZM48 57V56H47ZM60 57V56H59ZM179 57V56H178ZM177 57V58H178ZM197 57V58H198ZM45 58V57H44ZM43 58V59H44ZM52 58V59H53ZM58 57H55L54 59H56ZM171 58V57H170ZM173 58L172 59H169L171 60V62H177L178 64L180 63L179 61H175L176 58H174V61H173ZM194 58H196L194 56ZM229 58V57H228ZM47 59V58H46ZM45 59V60H46ZM52 60V61H55V60ZM180 59V57L178 58ZM185 59V58H183ZM182 59V60H183ZM189 59V58H188ZM208 60H210L209 58H207ZM263 59V57H262ZM58 60V59H56ZM60 60V59H59ZM55 61V63H58L60 61ZM168 60V61H169ZM192 60H193V57H192ZM196 60V59H195ZM198 60V59H197ZM205 60V59H204ZM203 60V61H204ZM92 61V60H91ZM93 61V62H94ZM186 61V59L184 60ZM167 62V60L165 62H163V64H165ZM183 61H181L182 63ZM194 62V61H193ZM198 63V61H196ZM7 63V62H6ZM50 63V62H49ZM86 63V62H85ZM167 63V64H168ZM175 63L174 66L177 64ZM189 63V62H188ZM60 64V63H59ZM75 64V63H74ZM168 64L169 66L173 65V64ZM183 64V63H182ZM185 64H187V61L185 62ZM192 64V63H191ZM7 65V64H6ZM11 65V64H10ZM41 65V64H40ZM55 65V64H54ZM53 65V66H54ZM114 65V67H112ZM155 65H156V68H155ZM4 66V64H3ZM48 66V65H47ZM74 66V65H73ZM162 66V69L163 67H167L166 65H161ZM179 67V65H177ZM186 66V65H185ZM183 66V70H181V68H179V72L178 74H180L182 71L183 72H189V74L191 73L189 71V69L191 68H188L187 70L188 71H185L186 70V67ZM187 66H189V64H187ZM192 66V65H191ZM196 66L195 64H193L192 67ZM203 66H205L203 64ZM210 66V65H208ZM12 67V66H10ZM52 67V66H50ZM176 67V66H175ZM173 67V68H175ZM177 67V69H178ZM180 67H182L180 65ZM197 67V66H196ZM202 67V66H201ZM207 67V66H206ZM217 67H220L217 66ZM225 67V66H224ZM42 68V67H41ZM161 68V67H160ZM164 68V69H165ZM169 68V67H168ZM167 68V69H168ZM171 70L172 69V66L170 67ZM169 68V69H170ZM216 68V67H215ZM5 69V68H4ZM9 69V68H8ZM44 69V68H43ZM52 69V68H51ZM57 69V68H56ZM162 69H161V72H162ZM166 69V70H167ZM185 69V70H184ZM195 69V68H194ZM12 70V69H11ZM159 70L158 69V74H159ZM170 70V71H171ZM175 70V69H174ZM173 70V71H174ZM199 70V69H198ZM217 70V69H216ZM164 71V70H163ZM169 71V70H167ZM169 71V72H170ZM171 71V73L173 72ZM181 71V72H180ZM210 71V70H209ZM12 72V71H11ZM164 73V72H162ZM177 71L173 72V75L176 74ZM211 72V71H210ZM39 73V72H38ZM66 73V72H65ZM166 73V72H165ZM199 73V72H198ZM201 73V72H200ZM206 73V72H205ZM177 74V75H178ZM186 74V73H185ZM193 74V73H192ZM192 74H190L192 76ZM213 74V73H212ZM166 75V74H164ZM183 75V73H182ZM195 76H192L191 79H193V77H195L194 79H196L197 81H195L196 84L199 85V81H198V78L196 77L198 74H194ZM204 75V74H203ZM202 73H201V77L203 76ZM214 75V74H213ZM159 75H157L158 77ZM163 76V74H162ZM162 76L160 77V79L162 78ZM166 76H168V78L171 76H169V74H167ZM165 76V77H166ZM184 76H187L189 77V75H183V77L180 75L179 79L180 81L178 82L177 80V85L179 88H177L180 93L182 91V95H183V92L185 91L184 89L187 90V87L193 85L194 86V81L192 80H188L186 79V77ZM198 76V77H200ZM211 76V75H210ZM165 77H164V81H165ZM175 77L178 78V76L175 75ZM201 77L199 78V80H201ZM208 77V76H207ZM220 77V76H219ZM54 78V79H53ZM167 78V79H168ZM158 79V78H157ZM166 79V80H167ZM171 81H169V85L170 83L172 82L173 80V77L171 76L170 77ZM168 79V80H170ZM190 79V78H189ZM203 79V78H202ZM209 79V78H207ZM149 80V83L154 84V86L151 88V86H149V84L147 85V81ZM156 80V79H155ZM167 80V81H168ZM175 80V79H174ZM173 80V81H174ZM189 83L192 81V83L188 84V81ZM217 80V79H215ZM214 80V81H215ZM24 81V80H23ZM82 81V82H81ZM161 81V80H160ZM162 81V82H164ZM166 81V82H167ZM212 81V80H211ZM198 82V83H197ZM202 82L203 83H206V81H201V84L199 86L202 85ZM210 82V81H209ZM157 83V82H156ZM165 83V82H164ZM163 83V84H164ZM173 85H176V82L174 84V82H172ZM171 83V84H172ZM217 83V82H216ZM3 84L2 87H0V111H5L6 110V116L9 115V111H11L13 109V106L15 104L14 101H17L21 98V95L20 94H23V90L25 89V83L22 82L21 80H16L14 77L11 76V74H8V73H5L3 70L0 69V86ZM162 86H166V85H163ZM168 84V83H167ZM195 84V85H196ZM212 84V83H211ZM158 85V84H157ZM188 85V86H187ZM204 85V84H203ZM209 85V84H208ZM226 85H229V84H226ZM159 86V85H158ZM161 86V85H160ZM172 86V85H171ZM175 86V89L173 87H171V92L172 91V88L173 90L175 91L176 90V87ZM190 86V87H191ZM192 86V87H193ZM206 86V85H205ZM219 86V85H218ZM167 87V86H166ZM196 89L197 85L194 86ZM209 87V86H207ZM217 87V86H215ZM157 88V87H156ZM169 88V87H168ZM198 88V87H197ZM202 86L200 87V90H201ZM210 88V87H209ZM218 88V87H217ZM215 88V90L217 89ZM227 87H225L226 89ZM203 89H204V86H203ZM207 89V88H206ZM214 89V88H213ZM220 89V88H218ZM161 90V89H159ZM163 90V89H162ZM199 90V89H198ZM200 90L198 91L200 93ZM205 90V89H204ZM209 90V89H208ZM156 91V90H155ZM154 91V93H155ZM158 91V90H157ZM166 92H168L169 90H165ZM165 91H159L160 93L164 92ZM177 91V90H176ZM188 91V90H187ZM191 91H192V88H191ZM206 91V90H205ZM221 91V90H219ZM170 92V93H171ZM193 92V91H192ZM201 92H204L203 90ZM176 93H179V92H176ZM179 93V94H180ZM188 93V92H187ZM187 93L185 92L186 94V98H187ZM190 93V92H189ZM194 93H196V91H194ZM206 93V92H205ZM204 93V94H205ZM220 93V92H219ZM218 93V94H219ZM222 93V92H221ZM220 93V95H221ZM230 93V92H229ZM228 93V94H229ZM137 94V95H136ZM152 94V93H151ZM192 94V93H190ZM201 94V93H200ZM203 94V96L205 97V95ZM207 94H209V91L207 92ZM211 94V92H210ZM209 94V95H210ZM223 94V93H222ZM226 94V93H225ZM145 95H148V94H145ZM153 95V94H152ZM167 95V94H166ZM174 95V94H172ZM193 95V94H192ZM196 96L198 94H195ZM213 95V94H212ZM158 96V95H157ZM164 96V95H163ZM169 96V97H168ZM167 97L170 98V95H168ZM176 96V95H175ZM174 96V97H175ZM178 96V94H177ZM181 96V95H180ZM183 96V97H184ZM189 97L192 98L191 95L188 94ZM202 96V94H201ZM214 96V95H213ZM172 97V96H171ZM188 97V98H189ZM158 98V97H157ZM173 98V97H172ZM179 98V97H178ZM201 98V97H200ZM199 98V99H200ZM209 96H206V100L205 103L207 102V100H210ZM215 98V97H214ZM217 98V97H216ZM176 99L175 98V102H176ZM180 99V98H179ZM194 99V98H193ZM193 99H188V102L186 100V102L184 101V103H177L176 104V109H172V111L174 110L176 113L175 115H178L183 119H187V116L189 117V111L191 113V110H194V107H196V109H198L197 107L199 106V104L201 103L200 100L199 101V104L196 102L197 101V98L195 100V102L197 103L196 105H193ZM219 99V98H218ZM222 99V96L220 98V100ZM224 99V98H223ZM261 98H258V99H255L253 102L249 103L248 106H254L256 104L259 103ZM12 100V101H11ZM156 100V99H155ZM178 100V99H177ZM183 100V99H181ZM189 100L192 101L190 102L193 106H191V104L189 103ZM203 100V101H204ZM212 100V99H211ZM210 100V101H211ZM147 101V100H146ZM157 101V100H156ZM162 101V100H161ZM170 101H171V98H170ZM179 101V100H178ZM214 101V104L216 105L217 102H215V100L213 99ZM223 101V100H221ZM144 102V101H143ZM159 102V101H158ZM194 102V104H195ZM212 102V101H211ZM68 103V105H69ZM142 103V101L139 103V105ZM162 103V102H161ZM173 103V102H172ZM218 103H221V102H218ZM66 104V103H65ZM64 104V105H65ZM204 104V103H203ZM202 104V105H203ZM207 104H211V103H207ZM213 104V102H212ZM213 104V105H214ZM168 105V104H167ZM198 105V106H197ZM205 105V104H204ZM212 105V106H213ZM146 106V105H145ZM149 106V105H148ZM164 106V105H163ZM201 106V104H200ZM211 106V108H212ZM218 107V105H216ZM220 106V105H219ZM66 107V106H65ZM64 107V108H65ZM138 107V106H137ZM165 107V106H164ZM168 107V106H167ZM202 109H203V106H201ZM215 106H213L214 108ZM221 107V106H220ZM151 108V107H149ZM172 108V107H171ZM170 108V109H171ZM205 108V107H204ZM207 108V106H206ZM219 108V107H218ZM69 109V110H70ZM71 109V110H72ZM148 109V108H147ZM162 109V108H161ZM165 109V108H164ZM223 107L221 108V111H222ZM68 110V111H69ZM70 110V112H71ZM169 111V109H166ZM207 110V109H206ZM208 110H210L208 108ZM74 110H72L73 112ZM76 111V110H75ZM74 111V112H75ZM139 111V110H138ZM150 111V110H149ZM165 111V110H164ZM167 111V113H168ZM171 111V112H172ZM202 111V112H203ZM211 111V110H210ZM209 111V112H210ZM69 112V113H70ZM71 112V113H72ZM198 112H201V111H198ZM206 112L208 111H205L203 112L204 114H206ZM208 112V113H209ZM220 112V111H219ZM137 113V112H136ZM174 113V112H173ZM74 114V113H73ZM73 114L71 116H73ZM139 115V112L137 113ZM150 114V113H149ZM164 114V113H163ZM195 114V113H194ZM196 114H198L196 112ZM200 114V113H199ZM213 114H215L213 112ZM160 115V114H159ZM203 115V114H202ZM75 116V115H74ZM161 116V115H160ZM171 116V115H170ZM170 116H167L168 118ZM197 116V115H196ZM206 116H209V114H207ZM204 115V118L206 117ZM211 116V114H210ZM217 117V115H215ZM215 116H212L213 119L215 118ZM220 114L218 115V118H219ZM9 117V116H8ZM70 117V116H69ZM133 117V116H132ZM136 117V115H135ZM164 117V116H163ZM172 117V116H171ZM176 117V116H175ZM130 118V117H129ZM134 118V117H133ZM153 118V117H152ZM160 118V117H159ZM179 118V117H178ZM192 118V117H191ZM201 118V117H200ZM203 118V117H202ZM203 118V120H204ZM211 118V117H210ZM217 118V120H218ZM229 118V117H228ZM71 119V118H70ZM69 119V120H70ZM77 119V118H76ZM75 119V120H76ZM139 119V118H138ZM189 119V118H188ZM193 119V118H192ZM207 119V118H206ZM222 119V118H221ZM234 119V118H233ZM232 119V120H233ZM72 120V119H71ZM70 120V121H71ZM83 120V119H82ZM87 120L89 122H87ZM142 120V119H141ZM144 120V119H143ZM155 120V119H154ZM153 120V121H154ZM163 120V119H162ZM165 120V119H164ZM175 120V118H174ZM179 120V119H178ZM180 120V121H182ZM211 120V119H210ZM217 120H214L217 121ZM224 120V119H223ZM237 120V119H236ZM129 120H127L128 122ZM138 121V120H137ZM145 121V120H144ZM206 121V120H204ZM212 121V120H211ZM210 121V122H211ZM231 121V120H230ZM242 121V120H241ZM264 121V120H263ZM136 122V121H135ZM139 122V121H138ZM142 122V121H141ZM149 122V121H147ZM189 122V121H188ZM213 122V121H212ZM225 122V120L223 121ZM222 122V123H223ZM228 122V121H227ZM232 122V121H231ZM230 122V123H231ZM236 122V121H235ZM234 122V123H235ZM244 122V121H243ZM68 123V122H67ZM75 123V122H74ZM144 123V122H143ZM156 123V122H155ZM190 123H191V119H190ZM219 122H215L213 123L214 125H216V127H219L222 126V124ZM229 122L228 123H223V127L226 126L224 124H230ZM9 124V123H8ZM82 124V123H81ZM130 124V123H129ZM134 124V123H133ZM151 124V123H150ZM71 125V124H70ZM73 125V124H72ZM71 125V127H72ZM155 125V124H154ZM158 125V124H157ZM160 125V124H159ZM158 125V126H159ZM187 125V124H186ZM192 125V123H191ZM194 125L197 127V126H201V125H205V123L202 121V119H199L194 121ZM233 125V124H231ZM2 126L3 125H0V138H1V130H2ZM62 126V125H61ZM74 126V125H73ZM129 126V125H128ZM131 126V125H130ZM142 126V125H141ZM146 125H144L145 127ZM162 126V125H161ZM183 126V125H182ZM193 126V125H192ZM213 126V125H212ZM211 126V127H212ZM264 126V125H263ZM35 127V126H34ZM38 127V126H37ZM76 127V126H75ZM89 127V126H87ZM126 127V126H124ZM160 127V126H159ZM169 127V126H167ZM174 127V126H173ZM186 127V126H185ZM203 127V126H201ZM200 127V129H201ZM215 127V126H213ZM221 127V131L223 130ZM233 127V126H232ZM46 128V127H45ZM66 128V127H65ZM70 128V127H69ZM132 128V127H131ZM141 128V127H140ZM147 128V127H146ZM152 129V126L150 127ZM149 128V129H150ZM164 128V127H163ZM183 128V127H182ZM195 128V127H194ZM210 127H208L209 129ZM229 127H226L227 130ZM237 128V127H236ZM236 128L233 127V129L236 130ZM77 129V128H75ZM118 129V128H117ZM116 129V130H117ZM150 129V130H151ZM161 129V128H160ZM196 129V128H195ZM198 129V128H197ZM203 129V128H202ZM225 129V132L228 133V131ZM34 130V129H32ZM46 130V129H45ZM74 130V128H73ZM72 130V132H73ZM89 130V129H88ZM145 130V129H144ZM148 130V129H146ZM166 130V129H165ZM169 130V129H167ZM176 130V129H175ZM173 130V131H175ZM191 130V129H190ZM204 130V129H203ZM210 130V129H209ZM217 130V129H215ZM232 129H230L231 131ZM238 130V129H237ZM28 131V130H27ZM100 131V132H101ZM119 131V130H118ZM131 131V130H130ZM187 131V130H186ZM205 131H207L205 129ZM211 131V130H210ZM239 131V130H238ZM264 131V130H263ZM36 132V131H35ZM71 132V133H72ZM99 132V133H100ZM114 132V131H112ZM117 132V131H116ZM124 132V131H123ZM133 132V130L131 131ZM138 132V131H137ZM136 132V133H137ZM161 132V130H160ZM179 132V131H178ZM189 132V130H188ZM199 132V131H198ZM213 132V130H212ZM219 132V131H217ZM237 132V131H236ZM241 132V131H240ZM50 133V132H49ZM69 133V132H67ZM84 133V132H83ZM139 133V132H138ZM142 133V132H140ZM139 133V134H140ZM146 133V132H145ZM163 133V132H162ZM165 133V132H164ZM183 133V132H182ZM197 132H195L196 134ZM203 133H206V132H203ZM214 133V132H213ZM212 133V134H213ZM223 133V132H222ZM233 133V132H232ZM25 134V133H24ZM45 134V133H44ZM92 134V133H91ZM133 134H135L133 132ZM167 135V133H165ZM176 134V133H175ZM207 134V133H206ZM221 134V133H220ZM235 134V133H234ZM233 134V135H234ZM262 134V133H261ZM39 135V134H38ZM50 135V134H49ZM94 137L96 136V132L95 134L93 133L92 134ZM112 135V134H111ZM111 135H109L111 137ZM117 135V134H116ZM149 135V134H147ZM152 135V133H151ZM150 135V136H151ZM163 135V134H162ZM165 135V136H166ZM179 135V134H178ZM190 135V133H189ZM215 136V134H213ZM260 135V134H259ZM34 136V135H33ZM78 136V135H77ZM92 136V137H93ZM123 136V135H122ZM138 136V135H136ZM140 136V135H139ZM145 136V135H144ZM154 137V135H152ZM159 136V135H158ZM168 136V135H167ZM180 136V135H179ZM192 136V135H191ZM189 136V137H191ZM195 136V135H194ZM203 137L204 134H201L200 137ZM227 136V135H226ZM26 137V136H25ZM39 137V136H38ZM100 137V136H99ZM102 137V136H101ZM100 137V138H101ZM127 137V136H126ZM156 137V136H155ZM174 137V136H172ZM196 137V136H195ZM246 137V135H245ZM259 137V136H258ZM264 137V136H263ZM27 138V137H26ZM41 138V137H40ZM72 138V137H71ZM82 138V137H81ZM113 138V137H112ZM111 138V140H112ZM117 138V143L116 144H122V143H125L123 142L118 136L116 137L115 136V139ZM129 138V136H128ZM132 140L135 139L136 137H131ZM148 138V137H146ZM150 138V137H149ZM160 138V137H159ZM169 138V137H168ZM166 138V139H168ZM176 138V137H175ZM183 138V137H182ZM194 137H192L193 139ZM205 138V137H204ZM237 138V137H236ZM235 138V139H236ZM240 138V137H238ZM242 138V137H241ZM262 138V137H261ZM37 139V138H36ZM53 139V137L51 136H47L45 138V140H51ZM58 139V138H57ZM63 139V138H62ZM74 139V138H73ZM72 139V141H73ZM78 139V138H77ZM91 139V138H90ZM138 139V138H137ZM141 139V138H140ZM199 139V137H198ZM218 139V138H217ZM225 139V138H224ZM223 139V140H224ZM234 139V140H235ZM243 140H245V138H242ZM258 139V138H257ZM41 140V139H40ZM39 140V141H40ZM44 140V141H45ZM129 140V139H128ZM147 140V139H145ZM163 140V139H162ZM165 140V139H164ZM163 140V141H164ZM170 141L172 140L169 139ZM196 140V138H195ZM209 140V138H208ZM228 140V139H227ZM238 140V139H237ZM250 140V139H249ZM45 141L44 143L46 144ZM54 141V140H53ZM109 141V140H108ZM125 141V140H124ZM162 141V143H163ZM169 141V142H170ZM175 141V140H174ZM174 141H171V142H174ZM190 141V140H189ZM251 141V140H250ZM261 143V140H259ZM264 141V139H263ZM28 142V141H27ZM36 142V141H35ZM75 142V141H74ZM114 142V141H113ZM119 142V143H118ZM127 142V141H126ZM144 142V140H143ZM194 142V141H193ZM206 142V141H205ZM213 142V141H212ZM219 142H223V141H219ZM229 142V141H228ZM234 142V141H233ZM241 142V140H240ZM243 142V141H242ZM32 143V142H31ZM48 143V142H47ZM98 143V142H97ZM115 143V142H114ZM137 143V142H136ZM186 143V142H185ZM190 143V142H188ZM195 143V142H194ZM211 143V142H210ZM215 143V142H214ZM225 143V141H224ZM232 143V142H230ZM247 143V142H246ZM264 143V142H263ZM26 144V143H25ZM30 143L28 142V145ZM39 144V143H38ZM37 144V145H38ZM49 144V143H48ZM75 144V143H74ZM94 144V143H93ZM132 144V142L130 143V145ZM134 144V142H133ZM150 144V143H149ZM166 145L168 144L167 142L165 143ZM187 144V143H186ZM233 144V143H232ZM236 144H240V143H236ZM252 144V142H251ZM250 144V145H251ZM254 144V143H253ZM252 144V145H253ZM262 144V143H261ZM27 145V146H28ZM32 145V144H31ZM36 145V143H35ZM47 145V144H46ZM54 145V144H53ZM58 145V144H57ZM97 145V144H96ZM124 145V144H123ZM153 145H155L153 143ZM164 145V144H163ZM173 145V144H172ZM171 145V152L176 155V157H174V160L173 161H170L169 163L166 164V166H161L159 167V165L157 167H159V170H157V167L155 170L158 171L157 173V178L159 180V185L161 187H163V191H165V194H166V197L165 200H166V206H160V207H157L156 205L157 204H154V201H153V196H149V195H142L140 198L139 196L137 195V187L135 186L134 184V181L133 183H129L128 185L130 186V190L133 191L134 193V196L132 197V199L129 201H126L124 200L125 198H123V200L120 202L119 200L117 199H113V200H109L107 201L108 204H103L104 206H106L108 208V212L107 214H103L101 213L100 215V218L98 220H100L101 222H106V221H112L113 217L112 218H109V216L111 215V212H112V207L114 206H118V207H121L124 211H127V215H125L127 218L131 219H135L137 218L138 215H140V218L136 220L137 223H145V224H148V225H154V224H158V223H161L163 225H166L167 222L170 220V219H174L177 221V220H181L187 213H189L187 219H186V222H185V228L187 230H189L191 232V235L193 237H191L190 235H188L186 233V231L181 228L176 234H175V243L174 244H171V245H166L164 247H160L157 249L156 251V254L155 256L159 255V254H163V253H168L169 250H173V251H176L178 253V255L180 256L179 257V261H175L173 264H235V261L237 260V257L239 258L238 256V252H241L245 249L246 246L250 245L252 242H255V241H258L260 240V238L262 237V239H264V235L262 236H259V233H257L256 235L258 236L257 238L255 239H252L251 240V229H248V230H244L245 228H248L246 227V225L248 223L247 219H251V218H258V221H256L257 223L262 224L264 223V209L258 204L257 202V199H261L264 201V185H261L259 183H257V181H255L254 179H252L251 181L253 182L254 185L258 186L259 190L258 192H251L248 188V186L236 175L234 174L231 178V180L227 181L226 184H225V187H224V191H229V192H233L232 194H234L235 196L239 195L240 197H242V199H238L240 202V206L238 209L239 212L241 211V215L243 216V219L245 218V221H240L238 220L236 217H235V214H234V210L231 209L225 202L223 201H220V199H217L216 201H211L209 205H204V204H201V205H198V206H193L194 204L190 201H188V196H189V190H190V187L191 186H194L196 185L198 182H201L203 181L207 175L209 173L212 172V166H205L203 167V163H204V160H203V154L205 153V151H198L195 153V155L193 156L192 159L190 160H184L185 158L187 159L188 157V154L191 153L192 151V148L191 147H186V149L183 147V144H180V142H177L174 144V146ZM197 145V144H196ZM208 145H210L208 143ZM207 145V146H208ZM223 146V144H221ZM264 145V144H263ZM42 146V145H40ZM48 146V145H47ZM92 146V145H91ZM95 146V145H94ZM103 146V145H102ZM122 146V145H121ZM125 146H127L125 144ZM132 146V145H131ZM135 146V145H133ZM137 146V145H136ZM135 146V148H136ZM193 146V145H192ZM203 146V145H202ZM206 146V145H205ZM206 146V147H207ZM211 146V145H210ZM228 147V144L225 145V147ZM255 146V145H253ZM99 147V146H98ZM107 147V146H106ZM123 147V146H122ZM120 147V149L118 150L119 152V157H122L121 155L125 154L127 156L130 157L129 153L127 151H125L124 148ZM165 148V146H162ZM200 147V146H199ZM213 148V146H211ZM230 147V146H229ZM258 148V146H256ZM255 147V148H256ZM40 148V147H39ZM47 148V147H45ZM50 148V147H49ZM52 148V147H51ZM105 148V147H104ZM164 148H162L161 151L164 150ZM187 148L190 150L188 151ZM237 148V147H236ZM263 149V147H261ZM28 149V148H27ZM56 149V148H55ZM54 149V151H55ZM64 149V148H63ZM73 149V148H72ZM75 149V148H74ZM109 149V148H108ZM107 149V150H108ZM159 149V148H158ZM169 149V148H168ZM205 149V147H204ZM210 149V148H209ZM225 149V148H224ZM244 149V148H243ZM254 149V147H253ZM260 149V147H259ZM257 149V150H259ZM35 150V149H34ZM45 150V149H44ZM43 150V151H44ZM60 150V149H59ZM129 150V149H128ZM140 150V149H139ZM142 150V149H141ZM215 150V149H214ZM219 150V149H217ZM231 150V149H230ZM233 150V149H232ZM18 151V150H17ZM25 151V150H23ZM88 151V150H87ZM93 151V150H92ZM114 151V150H113ZM134 152L137 153L136 150H133ZM168 151V150H167ZM169 151V152H170ZM226 151V150H225ZM229 151V150H228ZM260 151V150H259ZM95 152V151H93ZM104 152V151H103ZM117 152V151H116ZM170 152V153H171ZM188 152V153H187ZM208 152V151H207ZM214 152V151H213ZM217 152V151H216ZM222 152V151H221ZM241 152V151H240ZM17 153V152H16ZM20 153V152H19ZM36 153V152H35ZM39 153V152H38ZM96 153H98L96 151ZM106 153V151H105ZM133 153V152H132ZM146 153V151L144 152ZM165 153V152H164ZM223 153V152H222ZM228 153V152H227ZM246 153V152H245ZM252 153V151H251ZM37 154V153H36ZM45 154V153H44ZM60 154V153H57V155ZM68 154V153H67ZM92 154V153H91ZM107 154V153H106ZM112 154V152H111ZM117 154V153H116ZM131 154V153H130ZM168 154V153H167ZM217 154V153H216ZM255 154V152H254ZM19 155V154H18ZM35 155V154H34ZM46 155H47V152H46ZM70 155V154H69ZM76 155V154H75ZM90 155V154H89ZM108 155V154H107ZM117 155V156H118ZM133 155V154H132ZM160 155V154H159ZM170 155V154H169ZM218 155V154H217ZM246 155V154H243V156ZM43 156V155H42ZM54 157V155H52ZM51 154H50V158L52 157ZM73 156V155H72ZM155 156V154L153 155ZM165 156V155H164ZM187 156V157H186ZM210 156V154H209ZM215 156V155H214ZM229 156V154H228ZM239 155H237L238 157ZM247 156V155H246ZM36 157V156H35ZM64 157V156H63ZM77 157V156H76ZM97 157V156H96ZM101 157V156H100ZM166 158L167 157H170V156H165ZM178 157V158H177ZM185 157V158H184ZM221 157V155H220ZM236 157V158H237ZM241 157H242V154H241ZM245 157V156H244ZM249 157V155H248ZM15 158V157H14ZM85 158V157H84ZM87 158L89 159V156H87ZM254 158V157H253ZM19 159V158H18ZM26 159V158H25ZM43 159V158H42ZM86 159V160H88ZM96 159V158H95ZM101 159V158H100ZM104 159H108L107 156L104 157ZM123 159V158H122ZM136 159V160H135ZM135 159H132L130 157V160L127 161V166H128V170H131L134 174L136 172H138V170L142 169L143 172H147L151 175V173H153V170H154V166H153V163L149 160H147L146 158H144L143 156L141 157L140 156V153L139 155L136 154V158ZM249 159V158H248ZM50 160V159H49ZM237 160V159H235ZM79 161V160H78ZM161 161V159H160ZM186 163H185V162ZM218 161V160H217ZM215 161V162H217ZM225 161V160H223ZM240 161H242V159L240 158ZM20 162V160H19ZM26 162V161H25ZM66 162V160H65ZM97 162V161H96ZM126 162V161H125ZM168 162V161H167ZM209 162V161H208ZM238 162V161H236ZM244 162V161H243ZM13 163V161H12ZM28 163V162H27ZM77 163V161L75 162V164ZM79 163V162H78ZM77 163V164H78ZM93 163V162H92ZM116 163V162H114ZM185 163V164H184ZM221 163V162H220ZM240 163V162H239ZM24 164V163H23ZM76 164V166H78ZM94 165V164H93ZM91 165V166H93ZM21 166V165H20ZM98 166V165H97ZM117 166V165H116ZM229 166V165H228ZM18 167V166H17ZM82 167L84 168V175H85V178H90L93 183L92 185H90L91 189H94V187H96V183H95V179L93 177H91L92 175V171L90 169V165L87 163V161L84 162V164L82 165ZM114 167V165H113ZM230 167V166H229ZM228 167V168H229ZM244 167V166H242ZM82 168V169H83ZM96 168V167H95ZM100 168L99 166L97 167V169ZM215 168V167H213ZM14 169V168H13ZM16 169V168H15ZM20 169V167H19ZM28 169V168H27ZM118 169V168H117ZM216 169V168H215ZM81 170V169H79ZM217 170V169H216ZM99 171V169L97 170ZM103 171V170H101ZM125 171V170H124ZM227 171V170H226ZM243 171V170H241ZM83 172V171H82ZM216 172V171H214ZM221 172V171H220ZM27 173V172H26ZM71 173V172H69ZM76 173V172H75ZM77 173H78V169H77ZM76 173V174H77ZM141 173V172H139ZM233 174V172H230V174ZM246 173V172H245ZM244 173V175H245ZM81 174V173H80ZM80 174H77V175H80ZM104 173L101 174V176L103 175ZM229 174V173H228ZM76 175V176H77ZM83 175V176H84ZM124 174H122L123 176ZM137 175V173H136ZM141 175V174H140ZM220 175V173H219ZM227 175V174H226ZM71 176V175H70ZM81 176V175H80ZM120 176H121V173L118 172V175H117V179L119 180V185H121V182H120ZM139 176V175H138ZM153 176V175H152ZM58 178V176H57ZM61 178V176H60ZM105 178V176H104ZM103 176H102V179H104ZM115 178H116V174H115ZM127 178H129V176H127ZM137 178V176H136ZM140 178V176H139ZM138 178V180H139ZM144 178H145V175H144ZM72 179V177H71ZM78 178H76L74 181H76ZM81 180H83V178H80ZM77 180L76 182H79L80 181ZM173 179V180H172ZM223 179V178H222ZM107 183V180L104 179ZM125 180V179H124ZM145 180V179H144ZM172 180V181H171ZM211 180V179H210ZM217 180V179H216ZM131 180H129L130 182ZM76 182H75V185H76ZM87 182V180H86ZM128 182V179L127 181ZM136 182V181H135ZM139 182V181H138ZM148 182V180H147ZM214 182V180H213ZM222 182H225L224 180ZM145 183V182H144ZM58 184V183H57ZM74 184V183H73ZM73 184H70L71 185V188L68 189L67 191V195L70 194V196H72V187L75 188L73 186ZM127 184V183H126ZM137 184V183H136ZM219 184V183H218ZM102 185V184H101ZM100 185V186H101ZM104 185V184H103ZM106 185V184H105ZM158 184H154L152 182L149 183V188L153 189L155 187H159ZM58 186V185H57ZM79 186L80 185V182L79 184L76 186L77 189L79 190ZM107 186V185H106ZM212 186V185H210ZM67 187V186H66ZM118 190H123V187L121 186H118ZM128 188V186H126ZM60 188V187H59ZM98 188V187H97ZM100 188V187H99ZM98 188V190H100ZM103 188V187H102ZM222 188V187H221ZM55 189V188H54ZM67 189V188H66ZM88 190V188H86ZM90 189V190H91ZM146 189V188H144ZM226 189V190H225ZM57 190V189H56ZM96 190V189H95ZM106 190V189H104ZM113 190V189H112ZM129 190V191H130ZM150 190V189H149ZM208 190V188H207ZM206 190V191H207ZM215 190V189H214ZM222 190V189H220ZM75 191V189H74ZM81 191V190H79ZM142 191V190H141ZM162 191V190H161ZM212 191V190H211ZM219 191V189H218ZM48 192V191H46ZM59 192V191H58ZM83 192V191H82ZM95 192V191H94ZM101 192V191H100ZM112 192V191H111ZM140 192V191H139ZM148 192V191H147ZM81 193V192H80ZM107 192H105V195H106ZM143 194V192H141ZM154 193V192H153ZM202 193V192H200ZM212 193V192H211ZM52 194V193H50ZM55 194V192H54ZM88 194V193H87ZM157 194V193H156ZM164 194V193H163ZM203 194V193H202ZM201 194V195H202ZM214 194V193H212ZM56 195V194H55ZM64 195V194H63ZM62 195V197H63ZM65 195V196H67ZM75 195V194H74ZM79 195V194H78ZM102 194H100L101 196ZM109 196V194H107ZM125 195V194H124ZM133 195V194H132ZM152 195V194H151ZM200 195V196H201ZM157 196V195H156ZM220 196V195H219ZM222 196V194H221ZM220 196V197H221ZM227 196V195H226ZM231 196V194H230ZM52 197V196H50ZM54 197V196H53ZM76 197V196H75ZM104 198V196H102ZM127 197V196H126ZM210 197V196H209ZM17 198H20L19 201H18V206L19 208H14L13 210L10 209L8 207V205H11V201L14 203L15 200H17ZM57 198V197H56ZM110 198V197H109ZM129 198V197H128ZM131 198V197H130ZM129 198V199H130ZM162 198V197H161ZM219 198V197H218ZM48 199V198H47ZM55 199V198H54ZM62 199V198H61ZM155 199V198H154ZM56 200V199H55ZM80 200V199H79ZM65 201V200H64ZM70 201V200H69ZM74 201V200H73ZM90 201V200H89ZM96 201V200H94ZM103 201V200H102ZM209 201V199H208ZM235 201V200H234ZM54 202V201H53ZM82 202V200L80 201ZM91 202V201H90ZM101 202V201H100ZM99 202V204H100ZM106 202V203H107ZM55 203V202H54ZM65 203V202H64ZM235 203L237 204V202L235 201ZM264 203V202H263ZM51 204V203H50ZM80 204V203H79ZM96 204V203H95ZM97 204H98V201H97ZM101 204V205H102ZM15 205V204H14ZM52 205V204H51ZM65 205V204H64ZM55 207V206H54ZM64 208V206H62ZM95 207V206H94ZM105 207V208H106ZM238 206L236 205V208ZM13 208V207H12ZM56 209V207H55ZM96 209V208H95ZM103 209V208H102ZM57 210V209H56ZM180 210H183L182 213L179 215V212ZM59 211V210H58ZM72 211V210H71ZM121 211V210H120ZM57 213V211H55ZM67 212V211H66ZM55 213V214H56ZM77 213V212H76ZM59 215V213H58ZM229 216V222L225 223L223 222V217L224 216ZM113 216V215H112ZM71 216H69L70 218ZM74 217V216H73ZM205 217H208L210 218L211 220H215V224L217 223L218 226H221L223 227L222 229L226 228L227 231H225V234L220 232L215 225H212L210 224L209 222L206 221ZM76 218V217H75ZM74 218V219H75ZM83 218V217H82ZM63 219V218H62ZM72 219V217H71ZM77 219V218H76ZM80 219V218H79ZM117 219H120L119 216H115V219L114 220H117ZM73 220V219H72ZM33 221V223L35 224L34 226V233H30V227H29V223ZM63 221V220H62ZM82 221V220H81ZM128 221V220H127ZM252 221V220H251ZM73 222V221H71ZM130 222V221H128ZM255 222V223H256ZM63 223V222H62ZM83 223V221H82ZM32 224V223H30ZM231 224L232 226H235L236 231H233L232 229H229L227 227H229L228 225ZM80 225V224H79ZM146 226V225H145ZM147 227V226H146ZM262 227V226H261ZM66 228V227H65ZM69 228V227H68ZM71 228V227H70ZM148 228V227H147ZM152 228V227H151ZM61 229V227H60ZM67 229V228H66ZM229 229V230H228ZM32 230V231H33ZM73 230V229H72ZM141 230V229H140ZM257 230V229H256ZM61 231V230H60ZM148 231V230H146ZM145 232V231H144ZM149 232L151 231H148L145 235V238L147 243H151L152 241V236L149 234ZM257 232V231H256ZM255 232V233H256ZM71 233V232H70ZM140 233V232H139ZM142 234V233H141ZM264 234V233H263ZM153 235V234H152ZM157 235V234H156ZM163 235V234H162ZM60 236V235H59ZM155 236V235H154ZM153 236V237H154ZM142 238V237H141ZM254 238V237H253ZM58 239H60L58 237ZM156 240V239H155ZM261 241V240H260ZM264 241V240H263ZM53 242V243H52ZM144 242V241H143ZM67 244V242H66ZM136 244V242H135ZM146 244V243H145ZM262 244V243H261ZM260 244V245H261ZM184 245L186 248H183ZM260 245H257L258 248L260 247ZM59 246V245H58ZM66 246V245H65ZM68 246V245H67ZM144 246V245H143ZM142 246V247H143ZM262 246V245H261ZM244 247V248H243ZM256 247V245H255ZM6 248H10V249H7ZM67 249V247H66ZM251 248L249 247L248 250H250ZM255 249V248H254ZM1 250V248H0ZM9 252H6L8 251ZM164 250V251H163ZM229 250H232V251H229ZM263 250V249H262ZM254 251V250H253ZM128 254H133L134 256L136 255H139V252H140V248L138 247V245H133V247L127 251ZM171 252V251H169ZM255 252V251H254ZM252 252V253H254ZM258 252V251H256ZM12 254V255H13ZM124 254V253H123ZM122 254V255H123ZM245 254V253H244ZM256 254V253H255ZM264 254V253H263ZM8 255V254H7ZM11 258V256H8ZM8 257L6 259H8ZM50 257V256H49ZM136 258V257H135ZM236 258V260H235ZM244 258H246L244 256ZM257 258V257H256ZM227 259V260H225ZM247 259V258H246ZM251 259V258H249ZM158 260L157 257H155V259H152L150 261V264H154L155 261ZM261 260V261H260ZM264 255L258 259V263L257 264H264ZM72 261V260H71ZM79 261V260H78ZM241 261V260H240ZM239 261V262H240ZM2 262V261H1ZM41 262V261H40ZM3 263V262H2ZM39 263V262H38ZM253 262L249 261L247 259V261L244 259V261H241L239 264H252ZM5 264V263H4ZM72 264V263H71ZM77 264V263H76ZM79 264V262H78Z\"/></svg>",
    "mask_w": 264,
    "mask_h": 264
},
{
    "label": "crops",
    "instance_id": "0c3cea01",
    "mask_svg": "<svg viewBox=\"0 0 264 264\" xmlns=\"http://www.w3.org/2000/svg\"><path fill=\"white\" fill-rule=\"evenodd\" d=\"M190 213V212H189ZM187 213L181 220L170 219L165 225V230L167 233L166 241L163 244L171 245L175 243V234L181 229L185 228V222L189 215ZM87 229V230H86ZM88 240V260L89 264H113L112 256L107 252V247L104 237V233L102 232V228L98 226L96 222H88L87 227L85 228ZM8 257L6 264H13L12 257ZM61 261H66L69 264L68 255H64L60 258ZM37 264V263H34ZM39 264H57L55 259L49 257L47 254L43 256L42 262Z\"/></svg>",
    "mask_w": 264,
    "mask_h": 264
},
{
    "label": "water",
    "instance_id": "95a60500",
    "mask_svg": "<svg viewBox=\"0 0 264 264\" xmlns=\"http://www.w3.org/2000/svg\"><path fill=\"white\" fill-rule=\"evenodd\" d=\"M32 233H34V232H32Z\"/></svg>",
    "mask_w": 264,
    "mask_h": 264
}]
</instances>
